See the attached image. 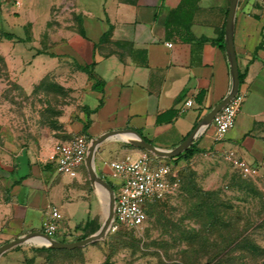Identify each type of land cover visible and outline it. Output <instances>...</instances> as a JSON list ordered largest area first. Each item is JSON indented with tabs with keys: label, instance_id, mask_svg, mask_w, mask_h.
Wrapping results in <instances>:
<instances>
[{
	"label": "crops",
	"instance_id": "obj_1",
	"mask_svg": "<svg viewBox=\"0 0 264 264\" xmlns=\"http://www.w3.org/2000/svg\"><path fill=\"white\" fill-rule=\"evenodd\" d=\"M229 1L0 0L1 22L6 17L27 19L6 29L15 39H2L1 45L59 50L88 69L90 74L80 71L86 88L79 119L72 126L76 134L84 135L89 121L86 135L91 140L132 129L155 147L172 150L230 91L225 47ZM233 42L243 78L239 91L246 95L236 125L218 139L210 124L191 145L216 159L236 152L258 170L256 177L264 183V4L239 0ZM189 99L192 106L181 113ZM120 140L104 141L94 156L96 173L117 186L121 180L107 164L142 156L123 149ZM13 157L0 158V245L43 232L51 206L62 214L55 240L82 238L73 234L78 236L79 226L90 218L86 166L66 175L57 171L54 161L35 153ZM26 258L16 246L0 257V264H29Z\"/></svg>",
	"mask_w": 264,
	"mask_h": 264
},
{
	"label": "rangeland",
	"instance_id": "obj_2",
	"mask_svg": "<svg viewBox=\"0 0 264 264\" xmlns=\"http://www.w3.org/2000/svg\"><path fill=\"white\" fill-rule=\"evenodd\" d=\"M26 20L6 17L0 28L6 31ZM38 51L58 55L50 58L37 55ZM80 71L59 50L13 48L0 41V158L32 152L53 161L60 145L81 135L72 128L86 88ZM119 145L145 155L152 165L172 166L176 189L147 205L148 219L141 227L111 228L102 239L74 250L32 242L19 245L29 264H264V183L260 178L244 176L212 155L168 159L126 140ZM83 171L91 212L79 226L81 233L74 232L76 238L90 237L101 229L108 202V195L91 184L86 168ZM105 181L118 190L110 179Z\"/></svg>",
	"mask_w": 264,
	"mask_h": 264
},
{
	"label": "built area",
	"instance_id": "obj_3",
	"mask_svg": "<svg viewBox=\"0 0 264 264\" xmlns=\"http://www.w3.org/2000/svg\"><path fill=\"white\" fill-rule=\"evenodd\" d=\"M252 1L264 4V0ZM167 46L172 47V44ZM245 97L244 92L238 91L214 117L212 125L218 139H222L235 127ZM192 104V100H187L181 113H184ZM91 141L86 135H80L60 145L53 157L57 171L66 175H74L79 167L85 166ZM224 160L244 176L258 175V170L241 159L234 151H228ZM107 166L112 175L121 180L118 190L114 191V218L110 229H116L119 226L141 227L148 219L147 205L166 197L177 187V173L173 167L168 164L152 165L145 155L136 160L113 161ZM49 210V218L42 233L55 239L62 214L56 206H51Z\"/></svg>",
	"mask_w": 264,
	"mask_h": 264
},
{
	"label": "water",
	"instance_id": "obj_4",
	"mask_svg": "<svg viewBox=\"0 0 264 264\" xmlns=\"http://www.w3.org/2000/svg\"><path fill=\"white\" fill-rule=\"evenodd\" d=\"M239 0H230L228 7V14L225 26V47L226 52L230 62V72H231V88L228 95L223 99V101L217 105L212 111H210L203 119L200 121L199 125L194 129V131L176 148L172 150H164L155 147L153 144L146 142L140 133L132 129H124L118 131L107 132L95 139H92L91 145L88 150V154L85 161V166L89 175V179L92 184L98 186L103 192L108 195V202L106 207V218L101 229L94 235L87 237L85 239L75 241V242H60L55 239L50 238L46 234L35 231L28 233L18 239L10 241L8 243L0 245V257L9 249L23 245L30 242L34 237H39L45 241L42 246L49 248H54L56 250H74L77 248H82L92 242L102 239L105 237L107 232L110 230L111 224L114 218V204H115V192L112 186L107 183L103 178L99 177L94 168V156L99 148V146L106 140L112 138L122 139V136L131 135L135 137V141L131 142L136 147L153 153L159 158H177L179 155L183 154L192 144L193 140L198 136V134L207 126L212 124V121L216 114L230 102V100L239 91V71L237 66V58L234 49L233 34H234V19L237 10Z\"/></svg>",
	"mask_w": 264,
	"mask_h": 264
},
{
	"label": "trees",
	"instance_id": "obj_5",
	"mask_svg": "<svg viewBox=\"0 0 264 264\" xmlns=\"http://www.w3.org/2000/svg\"><path fill=\"white\" fill-rule=\"evenodd\" d=\"M227 13H228V11H227ZM0 22H1V19H0ZM2 39H5V40H13V39H15V35L12 34V33L7 32V31H4V30H2V29L0 28V41H1ZM223 48H224V45H223ZM40 54H43V52L38 51V52H37V55H40ZM50 56L54 57L55 55H54V54H50ZM79 69H80L81 71H84V72L89 73V71H88V69H87L86 67L79 66ZM89 74H90V73H89ZM242 80H243L242 76H239V83H240V84H241ZM93 89H95V90H99L98 87H97L96 85L93 86ZM86 113H87V115H89V114L91 113V111H90L89 109H87V110H86ZM88 126H89V121H87V122L85 123V125H84V129H83V132L85 133L84 135L87 134L86 132H87V128H88ZM86 136H87V135H86ZM141 136H142V135H141ZM142 138H143L146 142L152 144V142H151L150 140L145 139L143 136H142ZM201 153H204V150L198 149V148L194 147L193 145H191V146H190V147H189V148H188L183 154L179 155L176 159H179V158L191 159V158L194 157L196 154H201ZM112 188H113V187H112ZM82 239H85V238H80V239H78V241H79V240H82Z\"/></svg>",
	"mask_w": 264,
	"mask_h": 264
},
{
	"label": "bare ground",
	"instance_id": "obj_6",
	"mask_svg": "<svg viewBox=\"0 0 264 264\" xmlns=\"http://www.w3.org/2000/svg\"><path fill=\"white\" fill-rule=\"evenodd\" d=\"M121 138L129 142L135 141V137L131 135H125V136H122ZM30 242L35 243L37 245H43L45 243V241L39 237L32 238Z\"/></svg>",
	"mask_w": 264,
	"mask_h": 264
}]
</instances>
